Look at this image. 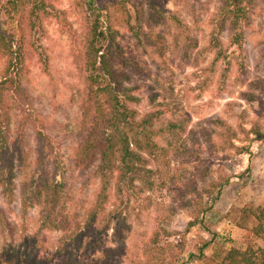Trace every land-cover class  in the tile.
Returning a JSON list of instances; mask_svg holds the SVG:
<instances>
[{
  "label": "rangeland",
  "instance_id": "1",
  "mask_svg": "<svg viewBox=\"0 0 264 264\" xmlns=\"http://www.w3.org/2000/svg\"><path fill=\"white\" fill-rule=\"evenodd\" d=\"M84 1L47 0L51 13L25 24L24 105L7 99L15 196L0 184V252L19 246L38 264L72 261L58 251L70 229L44 227L43 203L22 207L23 184L44 171L62 174L66 228L84 224L100 203L73 264H206L200 246L219 222L214 205L224 190L238 188L237 204H264V0H95L112 32L105 31V44L114 41L119 59H127L113 57L112 66L127 76L113 86L136 98L128 101L139 113L135 122L160 113L149 124L154 150L131 140L145 160L137 167L148 170H136L138 196L116 191L118 171L104 195L99 153L79 162L95 124L93 110L85 109L95 85L85 50L95 16ZM8 64L0 55V77ZM167 79L181 98L177 109L167 106ZM180 120L181 129L168 128ZM241 234L217 238L208 256L221 262ZM263 239L245 242L262 246Z\"/></svg>",
  "mask_w": 264,
  "mask_h": 264
},
{
  "label": "trees",
  "instance_id": "2",
  "mask_svg": "<svg viewBox=\"0 0 264 264\" xmlns=\"http://www.w3.org/2000/svg\"><path fill=\"white\" fill-rule=\"evenodd\" d=\"M47 0H0V55L6 57L9 62L5 71L0 77V184L2 185L4 194L10 199H14L15 183L13 181L11 167V143L9 142L10 131L8 125V103L7 99L13 98L19 107L24 104L20 98L21 90V72L24 67L23 51H25V24H28L31 18V27L40 20L41 13H51L47 8ZM84 5L92 10L95 16L93 21L92 34L89 36V42L85 44L86 54L88 56V67L94 71L91 75L95 85H91L87 92L92 103L86 105V110L91 112L95 124L90 135L81 145L79 150V159L81 164H89L93 161L96 153H99L100 164L98 172L104 179L103 190L106 195V188L110 183V178L118 171L115 184L119 194L135 193L138 191L133 185L136 170L141 169L148 172L145 167L138 168L137 162L145 161L142 156L130 148L131 140H134L138 147L152 148L156 147L154 132L151 131L150 122H153L152 116L160 115L159 111L148 113L144 118L135 122L134 118L139 115L138 111L129 105L128 101L136 98L128 94L126 89H121V85L113 86V83L119 81V75L123 78L127 77L125 73L117 71L112 63L119 60L125 63L127 59L122 57V48L114 44V41L105 44L107 33L112 36L110 29L105 30L101 18V9L95 5V0H85ZM25 15L27 19L25 20ZM237 24L236 22H234ZM110 28V27H109ZM106 31V32H105ZM116 45V46H115ZM118 49V50H117ZM160 53H163L160 51ZM187 54V51H185ZM115 61H114V59ZM129 63V62H128ZM121 73V74H120ZM170 79L161 83L164 95L167 97V106L170 109H177L181 103L180 96L174 92ZM150 118V120L148 119ZM182 122H170L168 128H182ZM143 134V137L141 135ZM124 186V188L122 187ZM64 195V182L62 174L54 172L47 174L42 171L38 175H34L28 183L23 184L21 193V203L23 209H27L35 205V203H43L41 212V222L44 227L70 229L67 234L69 237L63 241L59 247V253H70V259L76 263L77 255L80 247L86 237V228L92 225L94 216L101 210L100 203L90 212L89 217L81 224V226H72L66 228L68 219L62 209ZM132 196H128L130 198ZM136 200H141L140 198ZM131 201V199H128ZM141 203V202H140ZM246 214L254 216L259 222L250 230L257 236L264 238V207L249 204L244 207ZM124 213V212H123ZM121 221H125L124 217ZM169 236L170 231L165 230ZM158 235V233H156ZM154 244L159 243L157 236L153 240ZM207 242L200 247L204 249ZM33 251L27 254L23 253L18 246L12 251L0 252V264H38ZM201 256L204 257L202 251ZM210 259V258H209ZM69 262V264H73ZM209 264H264V247L254 248L252 245L245 250L233 247L227 254L225 261L218 263L209 260ZM147 264H162L149 262Z\"/></svg>",
  "mask_w": 264,
  "mask_h": 264
},
{
  "label": "crops",
  "instance_id": "3",
  "mask_svg": "<svg viewBox=\"0 0 264 264\" xmlns=\"http://www.w3.org/2000/svg\"><path fill=\"white\" fill-rule=\"evenodd\" d=\"M236 190H238V188H236L235 185H233V186L231 185V188L225 189L224 190L225 192L221 194L222 198H221L220 202H217L214 205L215 208L218 207L217 209L219 211L216 210V213L219 215L220 219H219L218 223L214 224L211 239L205 241V242H207V245L205 247L206 249L205 248L203 249V253H204V260L206 261V264H209L207 262H209L210 259L214 260L213 259L214 257L208 256V255H209L210 250L213 247H216L217 238H220V239L223 238L222 235L223 236L227 235L228 237L231 236L232 239L235 240L236 238L234 235L236 234V232H240V233H242L241 236H243V237L238 236V238H237V240L239 241L238 246L232 245V246H230V248H228L224 251L225 255H224L223 260L221 262L214 260L218 263H222L223 261H225L226 254L231 248L236 247V248H239L241 250H245L248 247H250V245L246 244L245 240L247 241L251 237L261 238V237L257 236L255 233H250V230L253 229V227H255L259 221L254 216L249 217L246 214V212L244 211V207H246L250 203L255 204L256 206L260 205L262 207H264V204L263 203H255V202H252L251 200H250V202H247L244 205L237 204L236 198H238V197H237ZM238 192H240V191L238 190ZM219 203H222V204H219ZM248 219L253 220V223L251 225L242 223V220H248ZM230 241H231V239H230ZM257 247H264V245L256 246L254 248H257Z\"/></svg>",
  "mask_w": 264,
  "mask_h": 264
}]
</instances>
